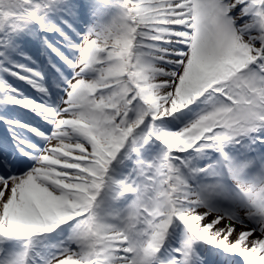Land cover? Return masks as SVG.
Instances as JSON below:
<instances>
[{
  "label": "snow or ice",
  "instance_id": "6c2138e0",
  "mask_svg": "<svg viewBox=\"0 0 264 264\" xmlns=\"http://www.w3.org/2000/svg\"><path fill=\"white\" fill-rule=\"evenodd\" d=\"M0 264H264V0H0Z\"/></svg>",
  "mask_w": 264,
  "mask_h": 264
},
{
  "label": "rangeland",
  "instance_id": "374dc122",
  "mask_svg": "<svg viewBox=\"0 0 264 264\" xmlns=\"http://www.w3.org/2000/svg\"><path fill=\"white\" fill-rule=\"evenodd\" d=\"M17 115L23 116V113L22 112L21 113H17Z\"/></svg>",
  "mask_w": 264,
  "mask_h": 264
}]
</instances>
